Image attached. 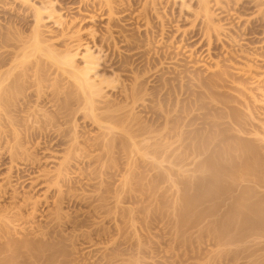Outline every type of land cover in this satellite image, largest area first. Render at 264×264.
<instances>
[{"label": "rangeland", "instance_id": "rangeland-1", "mask_svg": "<svg viewBox=\"0 0 264 264\" xmlns=\"http://www.w3.org/2000/svg\"><path fill=\"white\" fill-rule=\"evenodd\" d=\"M3 38L0 71L24 62L12 72L21 71L25 87L17 97L27 103L25 111L9 113L13 126L0 114V154H15L0 166V264H264V0H0ZM50 51L56 59L71 58L73 68L85 67L87 53L98 59L88 74L101 86L98 110L81 106L77 84ZM162 54L167 58L146 71ZM184 67L187 73L178 75ZM216 75L224 79L219 94L209 98L207 88L196 89L199 76ZM179 77L187 91L178 103L164 91ZM103 79L114 81L108 86ZM143 79L144 96L133 107L123 104L121 96ZM192 89L206 106L211 102L221 112L227 110L222 103L234 107L235 122L220 133L246 137L226 141L237 146L229 151L239 158L221 149L213 156L211 129L187 136L202 121L188 123L192 114L207 113L186 100ZM229 95L247 98L250 106ZM118 105L127 106V118L102 127L90 119ZM124 119L152 128L133 140H115L108 154L88 147L111 141L115 135L107 127ZM240 123H249L251 135L239 130ZM35 126L54 139H27L24 128ZM182 131L187 138L178 136ZM58 133L65 137L56 146ZM83 153L93 156L89 165Z\"/></svg>", "mask_w": 264, "mask_h": 264}, {"label": "bare ground", "instance_id": "bare-ground-1", "mask_svg": "<svg viewBox=\"0 0 264 264\" xmlns=\"http://www.w3.org/2000/svg\"><path fill=\"white\" fill-rule=\"evenodd\" d=\"M38 14V13H37ZM38 16V15H37ZM26 18H21L20 20H22V21H26L25 20ZM38 19V18H37ZM37 21V20H36ZM196 32V31H195ZM193 33V34H191L192 36H195L196 35V33ZM34 39H35V37H34ZM35 41V40H34ZM5 42H6V40L4 41V38H3V40H1L0 41V43H3V45L5 44ZM36 43V42H35ZM37 44V43H36ZM35 44V47H37L38 45H36ZM37 49H38V47H37ZM66 51V50H65ZM88 51V50H87ZM12 53V52H11ZM165 53V52H164ZM24 54V53H23ZM52 54H53V52H49V56L53 59V61L55 62V65H58V69L61 71V72H63V73H65V74H67V77L68 78H70L72 81H74L76 84H77V88H78V90L80 91V93H81V95H80V98H82V100H81V104L79 103V101L78 100H75V104L77 105V107L79 106V104L83 107H88V108H94L95 107V109H97L98 107L97 106H95V102L97 101L96 99H95V97L97 98L98 96H100L101 97V95H100V93H101V86L99 87V86H95V85H98V84H96L95 82H93V80L91 79V77H89L88 76V74L90 73V71L91 70H93L94 69V67H92V66H90V65H98L99 63L97 62L98 61V59H96V58H93L92 57V55H91V53H87L86 55H84V56H82V57H84V61H85V67H82V68H73V67H71V58H67V56H65V57H62L61 59H56L54 56H52ZM8 55V54H7ZM54 55V54H53ZM165 55L166 54H162V56L160 55L159 57H158V59H155V60H153V61H149L147 64H148V68L146 69V71H150L151 69H153V67H155L157 64L156 63H161V61L163 60V59H165V58H167V57H165ZM5 56V55H4ZM167 56H168V54H167ZM7 57V56H6ZM11 57V56H10ZM69 57V56H68ZM3 58H5V57H3ZM12 58V57H11ZM93 58V59H92ZM99 58V57H98ZM157 58V57H156ZM170 58V57H169ZM7 59V58H6ZM5 59V60H6ZM4 60V61H5ZM12 62V61H11ZM3 63H5V62H3V60L2 59H0V65L2 66V64ZM13 63V62H12ZM11 64V63H10ZM14 64V63H13ZM24 64V62L22 61V63L20 62H18V63H15L12 67H10V68H7V70L5 71L4 70V72H3V70L2 71H0V114L1 115H5V117H4V119H3V122L6 124V125H8V127L9 126H13L14 124L13 123H15V118H12L11 116L13 115H9V113L10 112H15V113H17V112H23V110L25 111V109H24V107H26V103H27V100L24 102V101H21V102H19V98L17 97V95L18 94H21V93H23L22 91L24 90V87H25V84L23 85V81H21L22 80V77H21V80H19L20 78H19V76H20V73H21V71H20V73H19V75H18V73H16V74H14L13 72H12V70H14V69H21V66ZM10 66V65H9ZM24 66V65H23ZM37 66H38V64H37ZM71 68V69H67V68ZM32 68V67H31ZM2 69V68H1ZM6 69V68H5ZM25 70H28V69H26V65H25ZM36 70V69H35ZM18 72H19V70H17ZM146 71H145V73H144V75H147L146 74ZM177 71V70H176ZM15 72V71H14ZM147 72V73H148ZM194 72V71H193ZM198 72V71H197ZM196 72V73H197ZM241 72V71H240ZM26 73V72H25ZM178 73V75L179 74H185V73H187V68L186 67H184V69H182V70H180V71H178L177 72ZM189 73H190V71H189ZM23 74H24V72H23ZM150 74V73H149ZM195 74V73H194ZM26 75V74H25ZM36 75V74H35ZM178 75H176V76H178ZM187 75V74H186ZM21 76H23V75H21ZM26 76H28V75H26ZM31 76V75H30ZM42 76V75H41ZM150 76V75H149ZM148 76V77H149ZM224 76V75H223ZM35 78H37L36 76H34ZM142 77V76H141ZM145 77V76H144ZM143 77V78H144ZM147 77V78H148ZM183 77V76H182ZM182 77H179L180 79H175V81H177L176 83L177 84H170L169 83V85L170 86H168V87H165L166 88V91H164V93L165 94H173L174 96H175V98H176V101L178 102V98L177 97H179V96H182V95H184L185 93H186V89L183 87V84H181V79H183ZM215 77V76H214ZM216 77L217 78H206L205 76H199L198 78V83L195 85V87H196V89H199V90H203V89H205V88H207L208 89V97L210 98V97H213V96H215V95H217V94H219L220 93V91H218V90H216V87H218V86H220V87H222L223 85L221 84L222 82H224V79H222V78H220L218 75H216ZM146 78V79H147ZM146 79H143L142 81H140V82H137L136 84L137 85H133L134 87H131V89H129L128 90V92H127V94H125L124 93V95H122L121 97L123 98V104H126V101L128 102V105H130V107H133L134 105H136L137 104V102L138 101H140V99H141V95H143L144 96V94H145V92L147 91L146 90V86H145V83H147L146 82ZM23 80H25V81H27L25 78L23 79ZM37 80V79H36ZM160 80V79H159ZM165 80L166 79H163V81H162V78H161V83L163 82V83H165ZM172 80H174V79H172ZM226 80V79H225ZM20 81V82H19ZM31 81V80H30ZM113 81L114 80H107V79H103V80H100V84L103 82V83H106L108 86L109 85H111L112 83H113ZM168 81V80H167ZM167 81H166V84H168L167 83ZM233 81V80H232ZM231 81V82H232ZM235 81V80H234ZM28 82V81H27ZM33 82V81H32ZM36 82V81H35ZM39 82V81H38ZM173 82V81H172ZM25 83V82H24ZM34 83V82H33ZM163 83H162V85H163ZM234 83V82H233ZM36 84V89L39 87L38 86V84H40V83H35ZM34 84V85H35ZM165 84V85H166ZM42 85V84H41ZM164 85V86H165ZM27 86V85H26ZM45 86V85H44ZM164 86L162 87V88H164ZM28 87V86H27ZM97 87V88H96ZM112 88H116V86H111ZM233 87V86H232ZM35 88V87H34ZM40 88V87H39ZM168 88V89H167ZM188 89V88H187ZM234 89V88H233ZM236 89V88H235ZM241 89V88H240ZM146 90V91H145ZM165 90V89H164ZM189 91V93L188 94H186L187 96H186V100H188V103H189V101H192V103H197V107L196 108H200V107H204V108H206V111H207V113L206 114H209V116L208 117H205L206 116V114H204V118H201L200 116H193V114H192V117H190L189 118V120H188V123L189 122H191V121H195L196 119H198V118H200L202 121H200V126L199 127H195L194 129H192L191 131H193V134L192 135H190V132L191 131H189L188 133L189 134H187V136L189 135V138H195V137H197V136H199V133L200 132H202L203 130L204 131H209L210 129H211V131H213L214 132V135L216 136V143H214L215 144V149H216V147H217V150H214L213 149V147H212V152L215 154V155H213V156H219V155H221V153H224V155H227L228 157L229 156H233V157H237V158H239L240 157V155L239 154H233L232 152L230 153V149L231 150H233L234 148L236 149V147H235V145H234V143H232V142H226L227 140H228V138H230L231 139V141H233L232 140V138L231 137H233V139L234 138H237V139H239V140H246V137L245 136H239L238 137V135L237 136H233V135H230V134H225L226 132H221V133H224V134H221L220 133V131H227V130H229V126H230V123L231 122H235V117H234V107H232V106H227V103H222L224 106H225V108L227 109L226 111L224 110V111H220L221 109H219L218 107H216V105H214L213 103H211V102H209V103H207L208 105L206 106L205 105V103H204V101L203 100H201V96H199L198 95V91L197 90H194V89H192V90H188ZM237 91V90H236ZM36 96L40 93V89H37L36 91ZM117 92V91H116ZM124 92V91H123ZM42 93V92H41ZM238 93V92H237ZM253 94V93H252ZM29 95V94H28ZM41 95H43V93L41 94ZM40 95V96H41ZM27 96V95H26ZM30 97V96H29ZM29 97H28V99H29ZM39 97V96H38ZM37 97V98H38ZM230 99L233 97H231L230 95L228 96ZM40 98V97H39ZM102 98V97H101ZM233 98H235V97H233ZM252 98V97H251ZM24 99H26V98H24ZM182 99V98H181ZM254 99V98H253ZM23 100V99H22ZM39 100H41V99H39ZM183 100V99H182ZM68 101V100H67ZM180 101V100H179ZM233 101V100H232ZM234 101L239 105V106H244V107H246V109H247V106L249 107L250 106V103H249V100H247V98L245 99V98H243V99H238V98H235L234 99ZM254 101V100H253ZM252 101V102H253ZM48 102V101H47ZM99 102V101H98ZM101 102V101H100ZM177 102H175L174 104H175V106L177 105ZM251 102V101H250ZM251 102V103H252ZM56 103V102H55ZM64 103V102H63ZM179 103V102H178ZM116 103H114L113 104V106H116L115 105ZM127 105V104H126ZM64 106H66V105H64ZM70 106V105H69ZM112 106V105H111ZM143 106H145V105H143ZM174 106V107H175ZM253 106V105H252ZM251 106V107H252ZM28 107V106H27ZM100 107V106H99ZM107 107V106H106ZM104 107L103 108V106H101V108L100 109H102L103 108V112L101 111L100 113L98 112V114H92L91 115V117H90V119L92 120V122L93 123H95V124H97L98 126H100V127H102V125H105L104 123H102L101 124V122H104V121H110V120H112V119H117V121H119L118 120V118L120 117V116H122L123 117V115H124V117H126L125 116V114L123 113V109L125 108V107H127V106H125V105H121V106H117L116 108H110V107ZM177 107V106H176ZM175 107V108H176ZM147 108H148V106H147ZM184 108V107H183ZM253 108V107H252ZM29 109V108H28ZM99 109V110H100ZM126 109V108H125ZM170 109V108H169ZM172 109V108H171ZM178 109H182V107L181 108H178ZM178 109H173V112H175V113H177V110ZM190 109H192V108H190ZM255 109V108H254ZM27 110V109H26ZM78 110V109H77ZM98 110V109H97ZM129 110H130V108H129ZM186 112H185V111ZM184 110H181V112L182 113H188V109L186 110V108L184 109ZM195 110V109H194ZM210 110H212L213 112L212 113H208ZM252 110V109H251ZM256 110V109H255ZM168 111V110H167ZM191 111H193V109L191 110ZM218 111H220V112H218ZM125 112V111H124ZM127 112V111H126ZM171 112V111H170ZM172 112V113H173ZM180 112V110H179V113L178 114H180L181 113ZM190 112V111H189ZM258 112V111H257ZM97 113V112H96ZM162 113V112H161ZM160 113V114H161ZM166 113V116H167V112H165ZM164 113V114H165ZM169 113V112H168ZM250 113H252V112H250ZM255 113V112H254ZM6 114H8L7 116H6ZM11 114V113H10ZM76 114V113H75ZM158 114H159V112H158ZM157 114V115H158ZM177 114V119H178V116H180V115H178ZM217 114H222V116L220 115V117H222L223 119H225V122L224 123H222V124H220V123H218V122H216V120H215V118H216V115ZM0 115V116H1ZM128 115H130V112L128 113L127 112V116ZM187 115H189V114H187ZM186 115V116H187ZM134 116V115H133ZM132 116V117H133ZM160 116V115H159ZM175 116V115H174ZM218 116V115H217ZM257 116V115H256ZM15 117V116H14ZM40 117V116H39ZM122 117H120L121 119H122ZM123 117V118H124ZM130 117H131V115H130ZM157 117V116H156ZM164 117V116H163ZM170 117V116H169ZM181 117V116H180ZM219 117V116H218ZM3 118V117H2ZM22 118V117H21ZM41 118V117H40ZM84 120H85V118H87L88 119V117L87 116H83L82 117ZM119 118V119H120ZM127 118V117H126ZM125 118V119H126ZM157 118H159V117H157ZM168 118V117H167ZM166 117H164V120L165 121H167L166 119H167ZM253 118H255V117H253ZM34 119H35V117H34ZM38 119V118H37ZM36 119V120H37ZM122 120L120 123H118V124H116L117 126H114L113 125V127L111 126V127H107V130H109V133L111 132L112 134H114L115 136H113L112 137V139H111V141H108L107 143H101V144H90L88 147H90V149L91 148H96V149H101V150H104V154H108L110 151H112L114 148L116 149V143L117 142H115V140H117L118 141V139H120V138H127L128 140H131L133 137H135L136 136V138H137V136H143V135H145V134H147L148 132H149V129L150 128H152V127H149V129H148V127L146 128V126H142V125H139V123L137 122V120H135V122H133V120ZM156 119V118H155ZM177 119H175L176 121H174V123L176 122V123H178V121H177ZM249 119H252V117L251 118H249ZM256 119V118H255ZM199 120V119H198ZM18 121V120H17ZM41 121V120H40ZM151 121H154V120H151ZM184 121V120H183ZM254 121H258V120H254ZM1 122V121H0ZM3 122H1L2 124H4ZM32 122V121H31ZM47 122V121H46ZM248 122V121H247ZM251 122H252V120H251ZM16 123H18V122H16ZM35 123V122H34ZM43 123V122H42ZM109 123V122H108ZM154 123V122H153ZM173 123V122H172ZM255 123V122H254ZM259 123V122H258ZM1 124V125H2ZM47 124V123H46ZM51 124V123H50ZM68 124V123H67ZM141 124V123H140ZM223 124H227L228 126H220V125H223ZM18 125V124H17ZM21 125V124H20ZM35 125H36V123H35ZM246 125H249V123H240L239 125H238V127H239V130L240 131H242L243 133H245V135H251V133H250V131L248 132V130L249 129H247L246 128ZM252 123L250 124V126H248V127H253V126H255V125H252ZM16 126V125H15ZM24 127H25V125H23ZM42 126V125H41ZM45 126V125H44ZM50 126V125H49ZM106 126V125H105ZM258 126V125H257ZM256 126V127H257ZM17 127V126H16ZM29 128H30V126H28ZM36 127V126H35ZM259 128H260V125L258 126ZM1 128H2V126H1ZM29 128H24V129H26V135H27V139H35V137L37 136V135H40V136H42L41 138H45V143H48L49 144V141L51 140V137H52V135L51 134H49V132H46V131H44V132H42V130L44 129L43 127L40 129V127H36V129H30V130H27V129H29ZM34 128V127H33ZM106 128V127H105ZM255 128V127H254ZM253 128V129H254ZM5 129V128H4ZM9 129V128H8ZM17 129V128H16ZM257 129V128H256ZM255 129V130H256ZM10 130V129H9ZM231 130V129H230ZM251 130V129H250ZM258 130V129H257ZM264 130V129H263ZM181 131V130H180ZM4 132V131H3ZM14 132V131H13ZM60 132V131H59ZM151 132H152V129H151ZM174 132V131H173ZM241 132V133H242ZM260 132V131H259ZM24 133H25V130H24ZM63 133V132H62ZM62 133H58L57 135L59 136L58 138H57V140L54 142V144L53 145H56V146H58L60 143H62V138L63 137H65L64 135L65 134H62ZM179 133V135L178 136H180V138L183 136V134H185L186 135V133H187V131H182L181 133L180 132H178ZM177 133V134H178ZM192 133V132H191ZM255 136L257 135L256 134V132H252ZM2 134V133H1ZM12 134V133H11ZM14 134H15V132H14ZM13 134V135H14ZM76 134V133H75ZM174 134V133H173ZM252 134V135H253ZM8 135V134H7ZM20 135V134H19ZM25 134L23 135V136H26ZM105 135V134H104ZM182 135V136H181ZM253 135V136H254ZM1 136V135H0ZM6 136V135H5ZM4 136V137H5ZM9 137H10V135H8ZM12 136V135H11ZM16 136V135H15ZM177 136V135H176ZM7 137V136H6ZM5 137V138H6ZM39 137V136H38ZM108 137V136H107ZM214 137V136H213ZM18 138H20V137H18ZM24 138V137H23ZM53 139H54V137H52ZM171 138V137H170ZM179 138V139H180ZM183 138V137H182ZM185 138H187L186 136H185ZM185 138H183V139H185ZM215 138V137H214ZM114 139V140H113ZM134 139V138H133ZM132 139V140H133ZM229 139V140H230ZM4 140V139H3ZM23 140V139H22ZM88 140V139H87ZM177 140V139H176ZM19 141V140H18ZM32 141V140H31ZM145 141V140H144ZM258 141V140H257ZM113 142H114V144H113ZM172 142V141H171ZM226 142V143H225ZM234 142V141H233ZM135 143V142H134ZM143 143V142H142ZM181 143V142H180ZM47 144V145H48ZM133 144V143H132ZM142 145V144H141ZM222 145V146H221ZM16 146V145H15ZM118 146V145H117ZM132 146H134V145H132ZM154 146V145H153ZM152 146V147H153ZM167 145H165V147H166ZM229 148H228V147ZM224 147V148H223ZM143 148H145V149H151V145H144V147ZM168 148V147H167ZM219 148V149H218ZM17 149V148H16ZM15 149V150H16ZM20 149H21V147H20ZM119 149H120V147H119ZM125 149V148H124ZM220 149H221V153H220ZM224 149V150H223ZM260 149V148H259ZM76 150H78V148L77 147H75L74 146V151H76ZM88 150V149H87ZM45 151V150H44ZM94 151H95V149H94ZM139 151V150H138ZM144 151V150H143ZM170 151V150H169ZM210 151V150H209ZM35 152V151H34ZM103 152V151H102ZM75 153V152H74ZM80 153V152H79ZM143 153V152H142ZM167 153V152H166ZM205 153H207V152H205ZM71 154H72V152H71ZM85 156H84V158L83 159H81V160H84L85 159V161H82V162H84V163H87L88 165L91 163L90 161H91V159H92V157L90 156V155H88V154H85V153H83ZM167 154H169V153H167ZM212 155V153L210 152H208V155ZM15 154L10 150V149H8V150H6V152H3L2 154H0V166L2 165V164H4V160L5 159H8V160H13V156H14ZM99 155V154H98ZM97 155V156H98ZM166 155V154H165ZM72 156H74V157H72V159H74V160H78V157L77 156H75L74 154H72ZM96 156V157H97ZM77 159H76V158ZM83 157V156H82ZM36 158V157H35ZM69 158H70V156H69ZM98 158V157H97ZM96 158V159H97ZM102 158V157H101ZM24 159H25V157H24ZM71 159V158H70ZM71 159V160H72ZM23 160V159H22ZM29 160V159H28ZM34 160L35 159H33L32 160V162H31V165H33L34 164ZM27 161V160H26ZM36 162V161H35ZM65 162V161H64ZM67 162H68V159H67ZM63 164H65V163H63ZM28 165V164H27ZM72 166V165H71ZM30 167V166H29ZM31 168V167H30ZM34 170V169H33ZM106 170V169H105ZM27 175H29V174H27ZM58 175V174H57ZM55 176V175H54ZM17 177V176H16ZM18 178V177H17ZM27 178H29V177H27ZM56 178H57V176H56ZM60 198V197H59ZM62 198V197H61ZM65 199V198H64ZM61 200L62 199H60L59 200V202L61 203ZM3 212V211H2ZM1 212V210H0V213H2ZM2 215H4V213L2 214ZM14 215V214H13ZM16 215V214H15ZM4 217H6V215L4 216ZM3 246V245H2ZM6 245H4L3 247H5ZM6 248V247H5ZM2 249V248H1Z\"/></svg>", "mask_w": 264, "mask_h": 264}]
</instances>
